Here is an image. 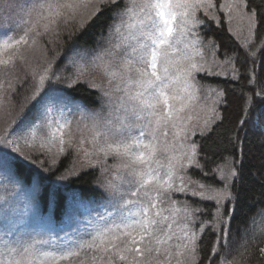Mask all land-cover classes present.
Masks as SVG:
<instances>
[{
	"label": "snow or ice",
	"instance_id": "6c2138e0",
	"mask_svg": "<svg viewBox=\"0 0 264 264\" xmlns=\"http://www.w3.org/2000/svg\"><path fill=\"white\" fill-rule=\"evenodd\" d=\"M105 10L113 21L107 37L81 46L79 37ZM220 13L242 48L264 31V0H0V170L19 178L16 162L24 160L52 175L72 155L73 165L57 180L69 181L78 168L99 169L102 198L95 207L103 209L60 235L25 224L5 198L0 264H201L208 228L216 240L207 264L218 256L219 264H242L247 240L231 260L220 255L231 243L240 162L224 157L205 171L212 158L195 139L222 123L221 108L228 107L225 91L202 84L198 74L227 76L231 65V78H241L236 52L219 60L220 45L200 31H211L213 22L220 27ZM247 74L255 85V66ZM80 86L99 93V110L71 95ZM202 90L210 104H199ZM241 95L243 115L229 137L233 151L242 144L239 131L261 126L264 114V89L255 93L262 112L254 122L252 94ZM110 158L117 162L109 165ZM213 176L219 183L206 181ZM41 188L37 181L33 191ZM209 211L211 220L201 219Z\"/></svg>",
	"mask_w": 264,
	"mask_h": 264
},
{
	"label": "trees",
	"instance_id": "16d2710c",
	"mask_svg": "<svg viewBox=\"0 0 264 264\" xmlns=\"http://www.w3.org/2000/svg\"><path fill=\"white\" fill-rule=\"evenodd\" d=\"M98 17V19L94 18L87 32L79 37L81 46L95 47L98 41L105 38L108 26L113 23L111 13L105 10L102 15L98 14ZM200 18L205 19L202 13ZM221 21L220 27H217L213 22L211 31H204L203 29L200 31L205 41L212 39L220 45V49L217 52L219 60H224L225 51H228L229 54L233 51L236 52L235 66L239 68L241 78L239 80L231 78V65H225L224 70L229 72L227 76L198 74L197 79L202 84L218 85L225 91L228 107L221 108V112L225 115L222 123L218 122L207 137L201 138L197 136L195 139L201 143L202 151L212 158V162L205 167V171H210L217 163H222L224 157L232 156L240 162V165H234L237 167L240 179L234 181L232 189L237 194L238 199L235 202V213L231 220V243L228 249L220 248V255H227V259L231 260L233 256L237 255L236 249L239 245L247 240L249 244L247 251L240 249L241 252H244L242 264H264V257L259 254V248L264 247V235L260 233V229L264 227V215H261V213H264V114L260 115L261 126L254 127L246 124L239 131L242 144L238 149L233 151L229 144V137L237 131L236 125L243 115L244 97L241 92L252 94L253 106L249 112L251 121L254 122L258 113L262 112L261 102L257 99L255 93L258 89H264V48L260 47V40L264 38V31L258 33L255 43L251 47L245 49L232 37V34L227 32L228 24L224 16L221 17ZM253 51L257 53L254 58L249 56V52ZM253 66H255L257 83L249 86L248 79L250 77L247 74V69ZM71 95L78 100H82L90 109H100L99 93L90 91L86 86L76 88L71 92ZM221 148L226 150H218ZM72 160V155L62 157L58 162L57 168L53 169L52 175L45 172L39 163L20 160L16 162L19 178L8 175L10 179L16 181L14 183L18 186L19 193L26 192V189L33 197V205L37 209L34 212L39 214L41 219L40 226H43L44 218L46 217L53 221L56 226L63 224V219L70 209L68 203L69 190L79 193L82 199L92 206L101 201V190L95 184L99 177L98 169H78V175L70 178L69 181L61 182L57 180V177L64 173L65 169L71 167L70 163H72ZM44 167L47 168V164ZM2 171L0 170V175L5 173ZM190 174L194 178H200L198 171L192 170ZM205 179L210 183H219L214 176ZM37 181L41 183L42 188L40 191H33ZM53 193H55V196H53ZM193 203L199 202L193 201ZM201 206L209 210L215 208L214 203H204ZM211 218L210 211L207 216L201 217V219L208 220H211ZM253 220H255V223H253ZM215 240V233L211 228H208L200 241L201 264H207L208 256L211 254V247ZM219 259L220 257L218 256L216 258L217 264H219Z\"/></svg>",
	"mask_w": 264,
	"mask_h": 264
},
{
	"label": "rangeland",
	"instance_id": "374dc122",
	"mask_svg": "<svg viewBox=\"0 0 264 264\" xmlns=\"http://www.w3.org/2000/svg\"><path fill=\"white\" fill-rule=\"evenodd\" d=\"M217 3H219V0H217ZM220 16L223 17L224 14L220 13ZM107 35H108V32H107L105 38L107 37ZM208 58H210V55H208ZM206 95H207V92L202 90L201 91V99L199 101L200 105L211 103L210 99L209 100L204 99V97ZM194 115H195V113H194ZM201 115H202V113H201ZM77 116H78V113L74 114L70 118L75 121ZM2 126L3 125L0 124V127H2ZM73 127L75 129V124L73 125ZM85 134H87V133H85ZM39 159L42 160L43 157H40ZM116 162L117 161H115L111 158L107 161V163L109 165H112ZM70 165L71 166L73 165V160H72V163H70ZM99 176H100V171H99ZM111 178H112V176L110 174L104 177L105 180H109ZM14 182L16 183L15 180H12L8 177L7 173L0 175V205H2L4 203V200L6 198L9 205H10V208L17 210L18 218L20 220H22L25 224L32 226V227H42L44 229L51 230L54 233H58L60 235H63L64 232L71 231L72 228L77 227L78 221H79V223H84L85 222L84 218L86 216H88L90 212L103 211L102 208L98 209L95 206H92L89 203H87L86 201L82 200L80 195H78L77 192L71 191L70 196H69V206L71 207V210L69 209L66 217L63 219V221L66 220V225H63V226L59 227L58 229H48V228H45L46 226L45 227L39 226L37 224V222L39 223L40 220L36 219L37 216H36L34 210L30 207V204L32 202H30L28 195L32 198V200H33V197L29 194V192L26 189H25L26 192L19 193L18 189H17L18 186L15 185ZM174 198L184 199V197H182V196H176ZM26 206H28L27 210H26Z\"/></svg>",
	"mask_w": 264,
	"mask_h": 264
}]
</instances>
